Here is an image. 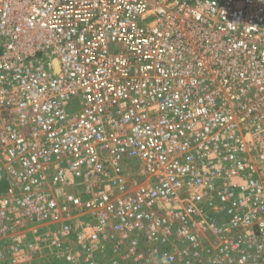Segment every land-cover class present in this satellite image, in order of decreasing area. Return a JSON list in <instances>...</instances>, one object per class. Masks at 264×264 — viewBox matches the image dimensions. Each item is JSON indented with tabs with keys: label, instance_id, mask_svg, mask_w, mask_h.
I'll return each mask as SVG.
<instances>
[{
	"label": "built area",
	"instance_id": "built-area-1",
	"mask_svg": "<svg viewBox=\"0 0 264 264\" xmlns=\"http://www.w3.org/2000/svg\"><path fill=\"white\" fill-rule=\"evenodd\" d=\"M0 264H264V0H0Z\"/></svg>",
	"mask_w": 264,
	"mask_h": 264
}]
</instances>
